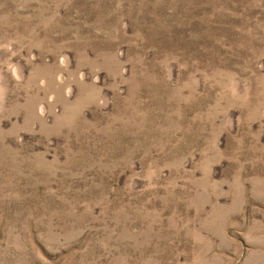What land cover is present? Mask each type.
<instances>
[{
  "label": "rangeland",
  "instance_id": "obj_1",
  "mask_svg": "<svg viewBox=\"0 0 264 264\" xmlns=\"http://www.w3.org/2000/svg\"><path fill=\"white\" fill-rule=\"evenodd\" d=\"M0 264H264V0H0Z\"/></svg>",
  "mask_w": 264,
  "mask_h": 264
}]
</instances>
